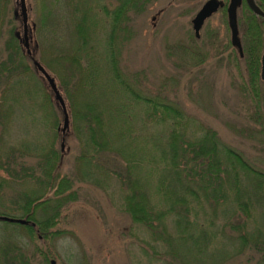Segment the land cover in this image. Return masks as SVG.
<instances>
[{
	"label": "trees",
	"instance_id": "1",
	"mask_svg": "<svg viewBox=\"0 0 264 264\" xmlns=\"http://www.w3.org/2000/svg\"><path fill=\"white\" fill-rule=\"evenodd\" d=\"M151 1L111 0L109 5L100 4L106 25L101 26L106 34L104 43L97 41V44L103 45L101 52L94 51V47L89 45L99 23L94 16L84 12L81 18L71 21V50L55 49L56 55L50 53L47 64L41 63L46 70L47 66L53 64L59 77L60 83L57 85L61 94L63 98L69 99V104L65 103L73 131L70 130L68 134L71 131L78 134L83 144L77 159L92 167V160L97 155L94 150L116 152L126 159L128 165L121 175L127 187L123 211L130 216L132 223L149 232L154 242L162 243L171 256V260L163 255L158 260L174 264V257L182 252L184 256H193L195 261L197 255L200 256L201 264H220L224 258L241 255L246 250L264 252V170L241 152L221 144L215 130L198 124L178 105L167 103L159 95L143 97L125 79L119 62V41L123 43L122 35L130 31L134 18L145 12ZM223 1L225 6L219 10L227 16L226 5L229 0ZM254 2L264 12V0ZM49 15L47 8L45 19ZM237 22L243 56L240 57L229 41L228 46L233 50L227 57L236 67L241 61L244 63L249 77L247 85L252 94L260 89L258 83L264 50V17L255 13L243 0ZM34 31L35 25L32 33ZM9 33L10 38L4 44L7 57L0 62V82L10 83L5 97L7 110L12 108L10 99L20 104L21 97L29 105L32 122L46 125L47 114L56 113L60 108L44 88L38 90L28 77H22L29 72L27 65L21 66L26 53L21 43L15 40L12 28H9ZM190 38L192 41L196 39L195 35ZM101 78L104 82L102 87L99 82ZM103 87L114 101L106 106L90 97L93 90ZM18 89H23L22 95L19 93L17 96ZM35 95L39 97L36 102ZM260 96L262 99L256 100L251 96L255 107L252 117L256 122L258 120L264 151V89ZM136 107H139L138 111ZM139 111L145 114L144 119L140 117L142 134L136 131ZM59 120L55 114L51 125L56 127ZM144 132L146 140L142 143ZM49 152L47 158L45 154L41 155L42 162L37 153L40 160L36 166L40 174L36 179L44 194L52 193L46 198L44 194L39 197L33 195L26 201L19 218L28 221L27 224L10 222L22 228L30 239H53L57 235L55 227L61 210L75 199L73 178L58 171L62 154L53 147L49 148ZM105 168L111 175L109 168ZM81 173L85 177V172ZM30 174L34 176L32 172ZM199 211L207 213L204 214V222L214 229L199 225ZM257 213H261L262 224L255 221ZM219 215L226 217L225 222L214 226V218ZM233 218L235 221H232ZM169 226L173 231L169 230ZM219 239L235 243L233 250H223L224 247L218 248L220 244L214 245ZM157 244L151 248L155 255L158 254L155 251ZM211 246L217 248L218 256L214 251L207 252ZM142 248L146 253L148 247L144 245ZM39 253L42 261L50 264L48 255L42 251ZM29 262L30 258L25 256L17 239L0 246V264ZM258 264H264V254Z\"/></svg>",
	"mask_w": 264,
	"mask_h": 264
},
{
	"label": "rangeland",
	"instance_id": "2",
	"mask_svg": "<svg viewBox=\"0 0 264 264\" xmlns=\"http://www.w3.org/2000/svg\"><path fill=\"white\" fill-rule=\"evenodd\" d=\"M110 1L26 0L30 27L35 25L34 41L32 40L30 47L32 49L35 43L37 45L33 54L35 59L45 65L50 53L56 55L55 49L71 50V21L81 18L85 13L94 16L99 23L98 30L92 34L93 42L89 45L94 47V51L101 52L103 45L97 44V41L104 43L106 34L101 26L106 25L100 4L109 5ZM205 1L152 0L147 10L134 18L130 31L122 35L123 43L119 41V62L126 77L124 78L133 84L132 87L141 96L159 95L167 103L178 105L198 124L215 130L221 144L241 152L264 170L262 136L258 132V120L256 122L252 117L255 110L252 97L254 100L262 99L260 92L264 89V82L259 84L260 89L256 93L250 94V90L249 93L246 92L249 77L244 63L241 61L236 67L227 57L233 49L228 46L230 30L227 16L221 10L205 21L200 37L191 40L190 36H194L191 19ZM15 2L16 0H0V62L7 57L4 44L10 38L9 28H12L14 38L16 31L23 35L22 22L14 16ZM77 7L81 12H77ZM47 8L50 15L45 19L44 12ZM240 35L239 33V39ZM15 40L18 42L17 38ZM24 65L29 67V72L22 77H28L38 90L44 88L54 101L47 83L27 55L21 62V66ZM53 67V64L47 66V70L59 84V77ZM99 82L102 87L103 79ZM8 86L10 83L7 85L0 82V214L19 218L28 199L33 195L43 196L44 192L36 179L40 174L36 166L40 160L37 153L42 162L44 160L41 155L45 154L47 158L50 147L62 154L58 171L73 178L72 190L76 192L75 199L70 200L60 212L55 227L57 235L53 239H30L15 223L0 221V246L17 239L25 256L30 258L29 264H47L42 261L41 251L48 255L50 264L52 261L54 264H167L166 260H158L162 255L166 259L171 257L162 243L154 242L150 233L132 223L130 216L123 211L127 187L123 184L121 175L128 165L126 159L116 152L100 153L99 150H94L97 155L92 160V167L78 160L83 144L80 143V136L72 133V125L69 127L71 133L64 136V149L61 148V109L47 114L46 125H36L31 120L29 105L22 101L23 98L20 97V104L10 99L12 108L7 110L5 97ZM19 93L22 95L23 89H18L17 96ZM34 97L35 102L38 101V95ZM90 97L99 100L104 106L114 102L105 87L93 90ZM65 101L69 104V99ZM136 108L138 111L139 107ZM55 114L60 120L53 127L51 120ZM144 116L139 111L137 134H142L140 117L144 119ZM143 136L142 143L146 140L145 132ZM104 166L109 168L111 175ZM81 172H85V177ZM51 193L52 191L45 193L44 197ZM39 214L38 217L41 215ZM204 214L207 213L199 211V225L214 229L205 224ZM255 216V221L262 224L261 213ZM225 218L223 215L214 218V226L222 225ZM168 228L173 231L172 227ZM227 231H231L229 227ZM154 244H157L156 250L154 248L157 255L152 250ZM217 244H220L218 248L231 250L235 243L219 239L214 242V245ZM144 245L148 247L146 253L142 248ZM213 251L218 256L216 247L211 246L207 250ZM263 254L264 252L246 250L241 255L224 258L219 263L258 264ZM197 257L195 261L193 256H184L180 252L174 257V264H201L200 256Z\"/></svg>",
	"mask_w": 264,
	"mask_h": 264
},
{
	"label": "water",
	"instance_id": "3",
	"mask_svg": "<svg viewBox=\"0 0 264 264\" xmlns=\"http://www.w3.org/2000/svg\"><path fill=\"white\" fill-rule=\"evenodd\" d=\"M243 0H229L226 5V14H227V23L228 28L230 30V41L233 46L239 49L240 53H242L240 39H239V29H238V22H237V10L240 7ZM249 7L257 14L264 17V12L257 6L254 0H246ZM225 3L223 0H206L199 10L195 13L193 18L191 19L192 28L194 31V35L196 38L200 37V31L203 27L205 21L209 19L212 15H214L220 8H223ZM14 16L16 19H19L22 22L23 32H24V41L21 43L27 49L28 54H34V50L37 47L36 43L34 47L31 49L28 45V40L32 37V27H30V31L28 29V13L26 7V0H16L15 2V10ZM29 31V33H28ZM16 34H18L16 32ZM261 76L264 77V52L261 57ZM33 65L37 69L39 73L43 76L44 81L47 83V87L51 90L53 99L56 105L61 109L63 115V122L60 128L62 134L61 140V148L64 149V136L66 132L70 130V118L69 113L67 110V106L65 100L61 94V91L57 85V82L53 76L49 74V72L45 69V67L35 58H33ZM1 221L7 222H16L20 224H27L28 221L21 219V218H13L9 216H0ZM54 264V261L51 262Z\"/></svg>",
	"mask_w": 264,
	"mask_h": 264
},
{
	"label": "flooded vegetation",
	"instance_id": "4",
	"mask_svg": "<svg viewBox=\"0 0 264 264\" xmlns=\"http://www.w3.org/2000/svg\"><path fill=\"white\" fill-rule=\"evenodd\" d=\"M29 26H30V24L28 25V29H29ZM238 29H239V27H238ZM29 31H30V29H29ZM29 31H28V33H29ZM16 32L18 33V34H16ZM15 32V36H16V38L18 39V42L19 43H21V41H24V32H23V35L21 36V34H20V31H16ZM33 38V33H32V37L28 40V45H29V48L31 47V44H32V39ZM34 41V40H33ZM231 42V41H230ZM21 45H22V49H23V51L26 53V55L27 56H29L32 60H33V58H35L34 57V55H32V54H28V52H27V49L24 47V45L21 43ZM235 47V46H234ZM236 48V47H235ZM236 50H237V52L239 53V55H240V57H242L243 56V53H240V51H239V49H237L236 48ZM263 54V53H262ZM261 57H262V55H261ZM261 68H262V64L260 65V82L258 83V84H262L263 82H264V77H262L261 76ZM248 86V85H247ZM246 92H248L249 93V88L247 89V91ZM70 131H68V132H66V134L65 135H67L68 133H69ZM65 138V137H64ZM61 139H62V136H61ZM0 216H2L1 214H0ZM14 218V217H13ZM1 221V220H0ZM7 222V221H6Z\"/></svg>",
	"mask_w": 264,
	"mask_h": 264
}]
</instances>
